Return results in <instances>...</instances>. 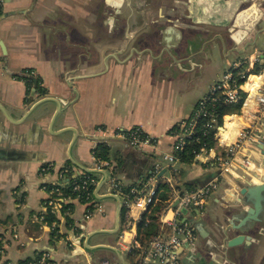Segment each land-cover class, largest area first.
I'll return each mask as SVG.
<instances>
[{"label": "crops", "instance_id": "crops-1", "mask_svg": "<svg viewBox=\"0 0 264 264\" xmlns=\"http://www.w3.org/2000/svg\"><path fill=\"white\" fill-rule=\"evenodd\" d=\"M220 1L230 0H5L0 12L2 263L33 260L48 251L49 264H138L132 242H140L142 218L134 228L129 225L124 196L113 193L107 173L96 169L93 150L101 143L111 148L110 162L124 185L143 182L156 165L161 180H172L181 193L218 174L206 160L170 168L163 156L174 153L172 130L194 115L222 70L234 66L253 74L264 68V0L240 8L257 4L263 13L245 45L230 38L233 22L219 25L228 15ZM28 69L40 78L42 93L28 87ZM240 111L241 118L232 117L238 130L248 123L246 108ZM134 127L154 137L156 147H132L113 135ZM251 156L252 177L234 182L229 200L224 185L205 209L188 212L198 239L181 264H264V206L257 214L239 194L250 182L264 181L263 150ZM48 163L55 169L42 176ZM63 166L74 175L86 172L79 166L96 173L92 201L61 190L64 208L50 206L59 195L49 184ZM162 217L159 231H168ZM70 231L80 243L71 240ZM241 235L239 246L225 248V240ZM150 240L140 242L142 248ZM208 244L212 259L201 255Z\"/></svg>", "mask_w": 264, "mask_h": 264}, {"label": "built area", "instance_id": "built-area-1", "mask_svg": "<svg viewBox=\"0 0 264 264\" xmlns=\"http://www.w3.org/2000/svg\"><path fill=\"white\" fill-rule=\"evenodd\" d=\"M5 4V0H0V12ZM243 83L239 86L233 84L235 76V67L231 66L220 82L212 88L208 96L199 101L196 112L188 121L181 127L180 132L174 134V143L172 154H165L163 160L167 162L170 168H173L178 159L175 152L182 151L188 144L189 140L195 135L196 127L198 126L200 117L208 116L207 104L214 98L217 92L224 94V101L227 104H237L242 101V108H246L245 116L247 124L240 128L232 139L224 140L221 129L224 125H219L216 117L210 116L206 127L216 131L214 135L215 145L210 149L203 148L196 154V159L206 160L217 169L218 174L209 179L202 186L193 191L181 193L172 180H167L171 196L167 201V206L162 214L164 224H167L169 230L161 229L154 235L147 248H142L140 242L135 238L133 240L134 248L138 251V264H179L181 258V250L193 246L196 238L195 228L187 219V214L182 212L186 208L189 211L203 210L208 205V201L221 187L225 185V195L238 180L243 181L246 178H251L253 171V163L251 154L255 151H260L259 145H264V68L259 73L245 74L241 73ZM252 75L256 78L249 82ZM245 96H242V94ZM213 100V99H212ZM113 135L127 143L132 147H156L157 140L150 134L144 132L140 127L129 129L116 130ZM216 146L222 148L223 151L217 152ZM96 160V169L106 171L108 173L107 181L113 193L122 194L124 196V206L127 209L128 221L131 227H135L144 213L158 201V187L161 176L158 174L161 170V165H156L154 174H151L146 180L140 183L139 186H133L128 193H123V182L118 177V170L110 161ZM55 169L53 163L44 164L40 173L42 176L48 174ZM71 172L70 168L63 166L58 170L57 180L49 184L53 187L51 193L59 195L52 198L49 204L53 209L58 207L64 208L66 198L60 196L61 190L65 184L69 183L67 175ZM96 178L85 177L81 183L76 184L73 190L79 192L80 195L75 198L80 199L81 193L85 195V199L92 201V192L90 186L96 185ZM48 183L44 186L47 188ZM87 201V202H88ZM176 203V206H174ZM66 214H69L67 211ZM172 215L168 218V215ZM87 218L90 216L87 215ZM57 232L62 234L59 224H56ZM66 241L72 244V241L67 237ZM0 254L2 256L3 249ZM51 253L48 251L42 252L31 260L29 264H49ZM0 263L1 257H0ZM10 264V263H5ZM102 264H109L108 261H103Z\"/></svg>", "mask_w": 264, "mask_h": 264}, {"label": "trees", "instance_id": "trees-1", "mask_svg": "<svg viewBox=\"0 0 264 264\" xmlns=\"http://www.w3.org/2000/svg\"><path fill=\"white\" fill-rule=\"evenodd\" d=\"M262 68H258L257 71H260ZM27 76L24 78L26 81L28 87L30 88H36L38 92L42 93L44 90L41 87V80L40 78L36 77L32 74V70L28 69L26 70ZM241 70L236 69L235 70V76L233 78V84L234 85H241L243 83V79L241 78ZM246 75L247 72H244ZM242 96H245L243 93ZM224 94L222 92H217L215 94L214 98H212L208 104H207V110H208V116L206 117H200L198 126L196 127L195 135L189 140L188 144L185 146V148L182 151L175 152V156L178 159L179 164H192L196 162V154L200 152L201 149L206 148L210 149L214 147L215 141H214V135L216 131L209 129L206 127L207 123L209 122L210 116L213 115L216 117L219 125H223V118L227 114H231L233 116H240L241 108H242V101L237 104H227L224 101ZM240 111V112H238ZM234 113V114H233ZM227 115V116H231ZM226 116V117H227ZM188 121V120H186ZM185 121V122H186ZM181 128L180 126L175 127L172 131L173 133L180 132ZM95 156L98 161H111V148L107 146V144L101 143L95 148ZM118 170V169H117ZM85 177H92L96 178V173L94 172H85L84 174L80 175H74L73 172H70L67 175V179L69 180L68 184H65L63 187V191L66 195H70L73 198L80 195L79 192H76L73 190V187L81 183ZM141 182L134 183L130 185H124L122 188V192L128 193L129 190L133 186H139ZM95 188V185L90 186V191L92 192V198H93V190ZM189 191H193V187L188 185ZM171 196V189L169 185L165 182H163L160 179L159 187H158V201L148 210V212L144 213L142 216L141 222L138 224V239L143 245H146L147 242L158 233L160 229V217L163 214L166 206L167 201L169 200ZM80 201L87 202V198L85 199V195L81 193ZM67 206V205H66ZM72 207V205L70 204ZM69 209L68 207H66ZM73 208V207H72ZM46 219L51 223L54 219L52 217L47 216ZM70 222V220H69ZM2 238V235L0 234V239ZM2 248L1 240H0V250ZM1 257V254H0ZM31 260H25L20 261L17 264H29Z\"/></svg>", "mask_w": 264, "mask_h": 264}, {"label": "water", "instance_id": "water-1", "mask_svg": "<svg viewBox=\"0 0 264 264\" xmlns=\"http://www.w3.org/2000/svg\"><path fill=\"white\" fill-rule=\"evenodd\" d=\"M248 2L249 0H230L228 2L220 1L219 3L220 7L224 6L225 8H228L227 9L228 15L219 21V25L226 26L231 22H233L231 30L229 31V36L237 45L240 44L245 45L247 41H250L252 39V36L255 33L254 28L259 23L261 16L263 15L260 6H258L257 4H252L248 8L240 10L241 6L244 3H248ZM248 31H251V35L247 37ZM245 37H247L248 39L245 40ZM259 148L264 152V145H259ZM79 167L86 172H94L82 166ZM106 176L108 177V173L106 174ZM239 194L242 197H244L245 203L252 204L254 208L257 209L256 210L257 214H260V210L263 209L264 206V181L262 184H254L250 182L249 184H247L246 186H244L239 190ZM226 197H227L226 200L227 199L229 200L230 197L229 196ZM174 206H176V203ZM182 212L184 214H187L188 210L184 208L182 209ZM69 234L73 242L77 244L80 243L81 237H76L74 231H70ZM242 241H244V236L242 235L235 237L231 240L227 239L225 240V248L226 247L232 248L239 246L242 243ZM188 250L189 247L183 248L181 250V258L179 264H181L182 255Z\"/></svg>", "mask_w": 264, "mask_h": 264}, {"label": "bare ground", "instance_id": "bare-ground-1", "mask_svg": "<svg viewBox=\"0 0 264 264\" xmlns=\"http://www.w3.org/2000/svg\"><path fill=\"white\" fill-rule=\"evenodd\" d=\"M256 78L255 75H252L249 79V82H252ZM225 127L222 129L223 133L220 135L224 140L232 139V137L237 133L238 128L236 122L232 117H225ZM227 125V126H226ZM237 128V129H236Z\"/></svg>", "mask_w": 264, "mask_h": 264}, {"label": "flooded vegetation", "instance_id": "flooded-vegetation-1", "mask_svg": "<svg viewBox=\"0 0 264 264\" xmlns=\"http://www.w3.org/2000/svg\"><path fill=\"white\" fill-rule=\"evenodd\" d=\"M197 238H195V240L197 241V239H198V234H197V236H196ZM208 247V249L207 250H209L208 252H205V253H201V255L203 256V258L204 259H212L214 256H213V248H212V246H211V244L209 245L208 244V246H206V248ZM190 248H194V245L193 246H191ZM250 250H252V249H250ZM207 253V254H206ZM250 255H251V252H250ZM224 264V263H223ZM225 264H230V262L228 263V262H225Z\"/></svg>", "mask_w": 264, "mask_h": 264}, {"label": "rangeland", "instance_id": "rangeland-1", "mask_svg": "<svg viewBox=\"0 0 264 264\" xmlns=\"http://www.w3.org/2000/svg\"><path fill=\"white\" fill-rule=\"evenodd\" d=\"M231 67V66H230ZM230 67H226V70H222V73H221V75H220V79H222L223 77H224V74H225V72H227L228 71V69L230 68ZM228 117H233V118H241L242 117V114L240 115V116H238V117H236V116H233V115H231V116H228Z\"/></svg>", "mask_w": 264, "mask_h": 264}]
</instances>
